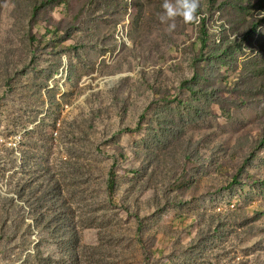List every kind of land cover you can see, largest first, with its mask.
<instances>
[{"label":"trees","instance_id":"16d2710c","mask_svg":"<svg viewBox=\"0 0 264 264\" xmlns=\"http://www.w3.org/2000/svg\"><path fill=\"white\" fill-rule=\"evenodd\" d=\"M163 3L0 0V264H264V0Z\"/></svg>","mask_w":264,"mask_h":264},{"label":"rangeland","instance_id":"374dc122","mask_svg":"<svg viewBox=\"0 0 264 264\" xmlns=\"http://www.w3.org/2000/svg\"><path fill=\"white\" fill-rule=\"evenodd\" d=\"M130 22H131V20L127 18L125 21L122 22V25L125 24L126 27L125 28L122 27V26L119 27L118 33H121V35H122L120 37V40H119L120 43L123 40L128 41L127 26L129 25ZM192 33H193L192 27H189L188 28V38L193 37ZM191 40H193V38ZM259 50H260V46L257 45L255 54L258 53ZM109 56H110V53L107 55V57L109 58ZM115 56H116V54H114V56L112 55L111 58L108 59V61L113 63L114 60H115ZM67 64H68V62H66V65ZM140 69H141V66L136 63V71H139ZM67 74H68V72L65 69V70H61L60 73L56 76L58 79L61 78V80H60L61 90H60L59 96L62 95L63 93H65L66 91H68L69 87L66 84ZM94 75L97 77L98 76V72L94 73ZM124 76H126V74H121V75L119 74V75H114V76L103 75V76H101V77H99V78H97L95 80L91 76L84 78L81 81L80 85L88 84V82H90V84H92V87H88L87 92L85 93V95H83V97H81L79 100H74V104L73 105H71V106H66L65 105V113H70V112H73V111L77 112L79 110V108H80V107L79 108H77V107L84 101V99L86 98L87 95L93 94L94 92H96L99 89H104V90L110 89L111 87L114 86L115 82L119 78L124 77ZM74 90H76V89H74ZM91 105L92 104L89 103V105L87 106V110L90 109ZM21 140H22V133H17L14 136L10 137L8 144L12 145L15 148H18ZM6 191H7L6 188H4L3 189V193L5 194ZM184 224L189 225V230L191 231V233L195 234V228L193 227V225H190L189 221H185ZM35 237L36 236H34V238ZM168 243H169V238L167 236L163 235V234H160L159 237H158L157 244L155 246V250H157L159 253L163 252L164 248L167 246Z\"/></svg>","mask_w":264,"mask_h":264},{"label":"clouds","instance_id":"9594fccd","mask_svg":"<svg viewBox=\"0 0 264 264\" xmlns=\"http://www.w3.org/2000/svg\"><path fill=\"white\" fill-rule=\"evenodd\" d=\"M163 14L160 16L162 23L169 24V30L175 28V21L177 17L183 19L187 23H198L199 15L198 10L200 8V0H164L162 4Z\"/></svg>","mask_w":264,"mask_h":264}]
</instances>
